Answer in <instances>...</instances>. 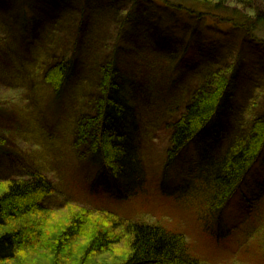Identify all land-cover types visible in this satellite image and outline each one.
<instances>
[{"label":"rangeland","instance_id":"rangeland-1","mask_svg":"<svg viewBox=\"0 0 264 264\" xmlns=\"http://www.w3.org/2000/svg\"><path fill=\"white\" fill-rule=\"evenodd\" d=\"M105 1L71 0L72 23L61 33L71 51L58 52L56 57L63 59L77 49V66L68 93L56 99L53 88L35 68V49L39 47L34 44L32 29H21V24L23 15L28 22L34 19L40 23L51 19L57 10L49 0H0V195L4 181L28 179L26 174L36 169L54 187V193L37 199L49 211L47 216L27 214L16 224L20 231L30 228L24 234H38L33 241L37 246L21 248L14 260L2 264H120L128 254L125 240L99 254L102 243L95 241L94 230L88 228L92 222L111 228L113 221L181 234L189 252L204 264H264V149L258 147L245 182L223 209L220 226L205 204L213 185L204 188L191 169L193 159L206 147L215 143V155H223L238 134L264 115L261 41H250L246 31L218 17L200 19L176 8H164L167 13L155 10L152 23L138 18L136 25L133 21L127 24L124 33L118 25L127 15L122 10L134 3L118 0L111 6L121 5L120 9L113 11ZM252 1L258 4V0ZM229 3L232 10H226L227 14L246 12V5L241 7L239 0ZM84 5L89 12L76 38ZM65 27L66 23L61 30ZM113 41L121 47L117 56L121 72L134 89L139 110L136 143L146 174L147 193L129 199L93 187L98 167L88 164L87 157H80L74 147L76 118L82 113L97 114L100 67L109 60ZM214 57L233 60L232 71L226 72L234 77L227 94L230 104L186 144L177 166H169L172 125L183 114L189 94L198 87L199 66ZM218 126L223 129L217 131ZM163 184L166 192L161 189ZM28 202L31 206L35 203ZM80 208L95 216L106 210L110 221H86V231L81 230L78 237L64 235ZM43 217L46 222H40ZM2 229L0 232L6 230ZM115 229L114 236L122 230Z\"/></svg>","mask_w":264,"mask_h":264},{"label":"trees","instance_id":"trees-1","mask_svg":"<svg viewBox=\"0 0 264 264\" xmlns=\"http://www.w3.org/2000/svg\"><path fill=\"white\" fill-rule=\"evenodd\" d=\"M117 1L106 0L104 3L115 11L117 7L120 9L121 5L114 7L111 5ZM126 1H132L134 4L129 9L122 10L127 14L124 20L121 18L122 11L119 12L122 19V22L118 24L119 30L124 33L129 28L127 24L133 21L136 25L138 18L152 23L150 18L154 19L155 10L167 13L168 11L164 8H176L177 11L200 19L201 17H218L219 21L230 23L234 28L246 31L250 41L260 40L259 49L264 50V0H258V4L253 3L252 0H239L241 7L246 5V12L243 10L236 13L239 11L234 10L233 15L226 13V10H232L231 5H228L232 0ZM49 2L50 6L57 10L53 20L51 19L54 16L40 23L34 19L28 22L25 19L27 16L23 15L21 29H29V31L32 29L34 44L39 47L35 49L37 52L35 68L39 70L44 82L53 88L56 99H62L68 93V86L75 77L74 69L77 66L78 50L73 49V54H68L63 59L56 57V53L69 49L68 43L61 39V33L72 23L69 6L71 0H49ZM88 8L87 5L82 7L79 29L75 32L76 38L80 36L83 29L85 15L89 12ZM138 8L143 9V12H139ZM61 13L62 16L58 15ZM64 14L70 16L66 21H64L66 18ZM64 23L66 27L61 30ZM64 35H68V32L65 31ZM71 35L73 34H69L70 37ZM74 43L78 45L76 39ZM115 43L113 41L110 47L109 60L100 67L101 95L98 99L97 114L93 116L82 113L76 118L74 147L79 151L80 157H87L88 164L98 167L92 183L93 187L105 190L113 196L116 195L120 197L119 199H129L144 195L147 185L145 169L140 161L139 146L136 143L139 110L134 100L135 94L131 81L123 76L119 67L117 56L121 47ZM231 59L225 62L221 57H214L199 66L198 87L189 94L190 99L184 106L183 114L172 125L173 148L168 154L169 166H177L175 164L178 163L177 160L182 155L186 144L203 131L214 117L223 114L226 107L228 108L230 96L227 94L234 79L233 76L226 74L232 71L234 66ZM221 128L218 126L217 131H221L223 129ZM260 146L264 149V115L253 121L244 133L238 134L223 155H215L216 144L214 143L212 147H206L200 157L193 159L195 162L191 169L195 172L196 179L204 182V188H209L208 184L213 185L210 187L213 192L206 195L205 204L212 213V218H216L217 226H220L223 221V209L226 208L228 201L237 193L240 184L245 182V175L253 164L255 160L253 156L258 154ZM26 176L28 179L25 180L4 181L5 185L1 188L3 192L0 195V229L6 228V230L0 232V264L14 260L21 248L28 250L37 246L35 244L37 242L33 241L38 234L22 233L28 232L30 228L20 231L16 225L19 220L25 218L27 214L45 217L49 213L38 204L37 199L54 193L53 183L37 169L27 173ZM161 189L166 192V185L163 184ZM28 200L37 203V207L35 203L31 206ZM25 203L26 206L23 205ZM108 213L110 212L102 210L95 216L93 212L80 208L78 217L62 233L76 238L81 230L86 231V221H110L111 215ZM44 217L40 222H46ZM113 224L115 226L109 228L106 225L99 227L92 222L88 228L94 230L95 241L102 243L97 250L99 254L106 252L114 243L125 240L124 247L127 248L125 250L128 254H125L120 264H204L201 259L189 252L185 238L181 234L176 235L160 227L155 228L138 223L122 224L113 221ZM92 225L95 226L91 227ZM115 228L122 230L114 236Z\"/></svg>","mask_w":264,"mask_h":264}]
</instances>
